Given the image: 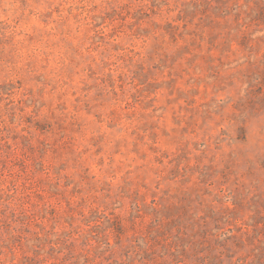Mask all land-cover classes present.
Listing matches in <instances>:
<instances>
[{
  "label": "rangeland",
  "instance_id": "rangeland-1",
  "mask_svg": "<svg viewBox=\"0 0 264 264\" xmlns=\"http://www.w3.org/2000/svg\"><path fill=\"white\" fill-rule=\"evenodd\" d=\"M0 264H264V0H0Z\"/></svg>",
  "mask_w": 264,
  "mask_h": 264
}]
</instances>
